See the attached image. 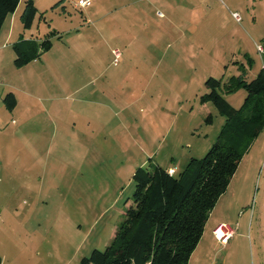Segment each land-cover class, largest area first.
I'll list each match as a JSON object with an SVG mask.
<instances>
[{
  "label": "rangeland",
  "instance_id": "374dc122",
  "mask_svg": "<svg viewBox=\"0 0 264 264\" xmlns=\"http://www.w3.org/2000/svg\"><path fill=\"white\" fill-rule=\"evenodd\" d=\"M33 1L34 34L43 40L56 33L49 57L97 103L75 102L87 118L67 136V144L64 139L65 152L53 147L32 153L31 160L22 152L1 155L3 165L27 157L31 166L17 167L16 196L2 207L0 260L80 264L111 240L132 203L137 167L172 164L180 172L187 158H201L216 141L224 117L211 103L199 102L207 92L204 81L236 74L241 63L247 80L255 77L264 40V0H90L83 9L74 6L77 0ZM23 6L21 0L18 11ZM74 28L91 31L92 47L100 54L91 73L77 72L93 66L89 55L57 53L72 45ZM115 48L121 52L116 62ZM245 95L239 89L224 97L239 107ZM80 96L67 92V112ZM209 113L211 123L205 120ZM87 125L97 132L88 153L75 145ZM4 167L3 178L13 172ZM219 199L214 206L218 224H237V230L227 244L212 249L210 259L264 264V128Z\"/></svg>",
  "mask_w": 264,
  "mask_h": 264
},
{
  "label": "trees",
  "instance_id": "16d2710c",
  "mask_svg": "<svg viewBox=\"0 0 264 264\" xmlns=\"http://www.w3.org/2000/svg\"><path fill=\"white\" fill-rule=\"evenodd\" d=\"M20 0H0V29ZM37 10L33 0H25L20 19L23 29L33 25ZM50 32L43 40L21 36L12 45L14 65L22 67L40 58L52 47ZM262 67L247 80V67L238 64L239 73L226 78L210 76L204 81L207 92L201 104L211 103L224 117L216 141L201 158L191 157L178 173L160 165L137 167L132 174V203L103 250L93 249L80 264H187L204 230L209 212L225 192L251 143L264 128V40ZM247 63L251 59L247 56ZM243 89L246 95L239 107L224 97ZM12 92L3 97L5 107L16 106ZM212 122V115L206 116Z\"/></svg>",
  "mask_w": 264,
  "mask_h": 264
},
{
  "label": "crops",
  "instance_id": "0c3cea01",
  "mask_svg": "<svg viewBox=\"0 0 264 264\" xmlns=\"http://www.w3.org/2000/svg\"><path fill=\"white\" fill-rule=\"evenodd\" d=\"M20 1L14 12L7 16L0 29V215L3 212L2 207H7L12 196H16L19 185L17 181V167L20 166L23 170L29 169L31 162L28 163L25 160H27L28 155L31 160L33 157L32 153L35 152L40 153L44 150L48 152L53 147L58 152H65L67 148V136L74 132L78 123L80 124L82 122V119L86 121L87 118L77 108L78 105H75V102L80 104L97 103L96 100H90L86 97V94L82 93L83 85L75 87V85L71 84L72 78H69V80L65 78V68L60 67L59 63L54 62L52 60L53 58L49 57V54L52 53L50 49L43 52L39 59L29 62L27 65L22 67H16L14 65L15 53L12 50V45L15 41L21 36L25 39L40 41V38L34 34L35 28L33 26L30 29H23L20 19L22 12L18 11L20 10ZM158 2L156 1L154 3ZM74 6L77 7L75 4ZM74 29L75 37L72 39V45H68L66 50L58 51L57 53H70L74 57H82L85 54L89 55L93 61V66L90 63L87 67L78 69L77 72L91 73L98 69L94 63L100 58V54H98L99 52L96 48L92 47L89 34L91 31ZM157 35L156 37L158 38ZM261 65L262 60L260 68L262 67ZM236 70V74H238L237 67ZM76 76L74 75L73 79ZM108 84L109 82L106 83V85ZM92 91L87 92L89 97ZM8 92H12L16 98V106L12 110L7 109L3 103V97ZM67 92L78 94L81 92V96L71 101L68 105V112L65 105ZM226 99L230 103L229 98L226 97ZM39 105L40 107L37 108ZM106 127L107 125H105ZM96 135L97 132L95 129H91L90 126L81 133L83 139L75 143L77 148L80 149V152L91 151L92 144L94 143L91 138ZM64 139L66 140V144ZM11 152L15 154L22 152L27 157L25 159L21 158L18 162L14 159L13 162L11 161L3 165V157L1 155ZM171 159L173 161L174 157L172 156ZM14 162L16 164H13ZM158 165L167 170L173 169L174 173H177L179 170L172 164L165 166L166 164L158 163ZM4 166H9L8 168L13 170V172L5 174L3 178L1 173ZM231 180L227 185L230 186ZM228 187L219 198L227 193ZM219 198L216 203L219 202ZM214 208L209 212L201 238L192 251L187 264H216L208 256L212 252V249L218 245L212 233L219 221V215L214 212ZM1 262L2 260H0V264Z\"/></svg>",
  "mask_w": 264,
  "mask_h": 264
},
{
  "label": "built area",
  "instance_id": "2783aa9c",
  "mask_svg": "<svg viewBox=\"0 0 264 264\" xmlns=\"http://www.w3.org/2000/svg\"><path fill=\"white\" fill-rule=\"evenodd\" d=\"M89 3H90V0H77L75 2V5L77 7L83 8V7H86ZM232 15L236 20H239V16L236 15V13H233ZM258 49H259V52L262 51L261 45L258 46ZM112 54L114 55V59H113L114 62L118 61V58H120L121 56L120 50L117 48L112 49ZM169 173L171 174L174 173V170L173 169L169 170ZM236 230H237V224L231 225L225 222H220L213 229L212 233L219 245H225L227 241L236 233Z\"/></svg>",
  "mask_w": 264,
  "mask_h": 264
}]
</instances>
